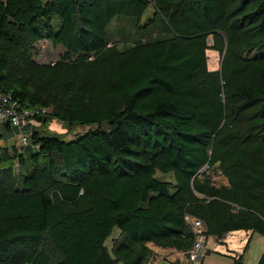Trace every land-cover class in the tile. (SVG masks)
Here are the masks:
<instances>
[{
  "label": "trees",
  "instance_id": "1",
  "mask_svg": "<svg viewBox=\"0 0 264 264\" xmlns=\"http://www.w3.org/2000/svg\"><path fill=\"white\" fill-rule=\"evenodd\" d=\"M48 43L63 52L41 61ZM0 92L95 128L7 146L22 128L3 122L0 264L187 255L186 215L264 238V0H0Z\"/></svg>",
  "mask_w": 264,
  "mask_h": 264
},
{
  "label": "rangeland",
  "instance_id": "2",
  "mask_svg": "<svg viewBox=\"0 0 264 264\" xmlns=\"http://www.w3.org/2000/svg\"><path fill=\"white\" fill-rule=\"evenodd\" d=\"M151 13V9H148L147 15ZM63 52V48L61 46H53L50 43L45 46V50L41 54L45 58H39L41 61H54L59 57V54ZM207 54V61H208V68L209 69H217L219 67V56L217 52L213 50H208L206 52ZM23 125H28V129H23V133L26 135L30 132L31 128L34 129H40L45 128L48 130H51L52 132H55L56 134H59L62 136L64 140H71L78 134H82L86 132L89 128L93 129L94 126H76L73 128H68L63 123L57 121L56 119H53L52 121H49L46 123V125L40 124V122H37L35 120H27L23 123ZM95 129V128H94ZM2 130V129H1ZM11 135L5 136L2 138L1 142L4 145L10 146L11 144H20L21 140L18 136V132L11 131ZM157 177L172 180L173 176L172 174H161L157 173ZM249 239V243L247 246L246 251L244 252L243 258L246 261V264H256V261L261 254V252L264 250V238L257 234L245 231H238V232H231L224 238V243L216 242V244L213 243L212 239H209L208 241V249L209 251H205V253L202 255V258L200 260H197L195 262H190L187 258V256L183 252H175L174 255H176L175 258H178L181 262H184L186 264H233V258L231 255H239L242 253L244 246L246 245L247 241ZM153 249V252L157 257L160 256H166L165 252L161 250V248L151 246ZM173 257H169L168 259L164 258H157L154 260V263L156 264H173L172 263ZM177 260V261H179ZM174 262V261H173Z\"/></svg>",
  "mask_w": 264,
  "mask_h": 264
},
{
  "label": "built area",
  "instance_id": "3",
  "mask_svg": "<svg viewBox=\"0 0 264 264\" xmlns=\"http://www.w3.org/2000/svg\"><path fill=\"white\" fill-rule=\"evenodd\" d=\"M43 112H45L44 108L21 107L20 104L12 99L10 95L0 92V131L1 125L6 120L9 121L12 126L20 129L24 122ZM18 136L21 143L26 145L28 142L27 135L20 130ZM184 219L194 234V241L190 249L187 251V257L190 262H195L200 260L205 251L208 250V241L209 239H212V237H208L203 233V223L200 219L187 215ZM216 242L213 241L214 244H216ZM148 264L152 263L148 262Z\"/></svg>",
  "mask_w": 264,
  "mask_h": 264
},
{
  "label": "crops",
  "instance_id": "4",
  "mask_svg": "<svg viewBox=\"0 0 264 264\" xmlns=\"http://www.w3.org/2000/svg\"><path fill=\"white\" fill-rule=\"evenodd\" d=\"M29 128V126L28 125H23L22 126V131H23V129H28ZM11 131H14V132H18V130L17 129H12ZM11 131H6L5 133H4V135L5 136H9L10 137V135H11ZM1 132V131H0ZM236 232H238V231H236ZM228 234H230V233H228ZM228 234H225V236H227ZM225 236L222 238V239H220V243H224V238H225ZM212 240L213 241H215L216 242V239H214V238H212ZM218 242V241H217ZM155 248V247H154ZM161 250H163L164 252H165V255H167V257L165 256H160V257H157L156 255H155V253L153 252V255H152V257H151V259L149 260V263H152V264H156L157 262H155L154 263V260L155 259H157V258H164V259H168L169 257H173L174 256V259H172V262L173 261H177V260H179L178 258H175L176 257V255H174V253L175 252H183V251H178V250H175V249H171V248H167V249H163V248H161ZM185 255H186V253L185 252H183ZM187 256V255H186ZM233 255H231V257H232ZM235 256H237V255H235ZM179 262H181L180 260H179ZM244 262H245V264H246V261H245V259H244Z\"/></svg>",
  "mask_w": 264,
  "mask_h": 264
}]
</instances>
